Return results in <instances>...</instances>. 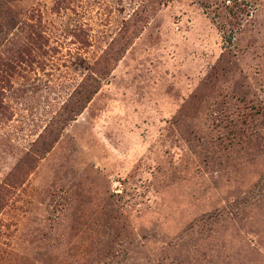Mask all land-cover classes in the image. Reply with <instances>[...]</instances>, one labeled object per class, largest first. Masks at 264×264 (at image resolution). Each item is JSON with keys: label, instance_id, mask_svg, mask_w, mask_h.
<instances>
[{"label": "rangeland", "instance_id": "1", "mask_svg": "<svg viewBox=\"0 0 264 264\" xmlns=\"http://www.w3.org/2000/svg\"><path fill=\"white\" fill-rule=\"evenodd\" d=\"M5 1L0 264H264V0Z\"/></svg>", "mask_w": 264, "mask_h": 264}, {"label": "trees", "instance_id": "2", "mask_svg": "<svg viewBox=\"0 0 264 264\" xmlns=\"http://www.w3.org/2000/svg\"><path fill=\"white\" fill-rule=\"evenodd\" d=\"M6 2H7V1H5V0H4V1H1V0H0V7H1V6H5V5H6Z\"/></svg>", "mask_w": 264, "mask_h": 264}]
</instances>
